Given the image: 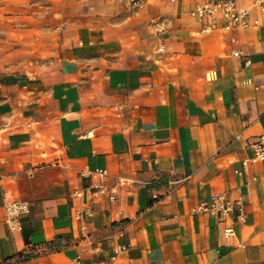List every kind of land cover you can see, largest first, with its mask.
<instances>
[{"label":"crops","instance_id":"obj_1","mask_svg":"<svg viewBox=\"0 0 264 264\" xmlns=\"http://www.w3.org/2000/svg\"><path fill=\"white\" fill-rule=\"evenodd\" d=\"M142 1L0 0V264H264V15L204 31L196 0ZM86 165L133 183L76 219ZM212 193L242 200L231 236Z\"/></svg>","mask_w":264,"mask_h":264},{"label":"built area","instance_id":"obj_2","mask_svg":"<svg viewBox=\"0 0 264 264\" xmlns=\"http://www.w3.org/2000/svg\"><path fill=\"white\" fill-rule=\"evenodd\" d=\"M134 7H141L142 0H131ZM190 15L197 19L202 24L204 31L212 29H233L235 27H249L258 25L262 15H264V0H252L250 5L245 6L239 3L238 0H196L193 8L190 10ZM158 31H165L166 24L161 18L154 21ZM158 51H163V46L158 47ZM234 54H238L237 51ZM254 161L264 160V133L258 136L254 143V154L251 157ZM249 160L242 161L245 165ZM51 163H42L35 166L36 168H44ZM240 170H238V173ZM81 174L92 178L88 185V197L83 210L75 211L74 217L82 219L84 217L90 218L93 215L89 203L97 198L99 195H107L109 200H115L117 189L121 186H130L133 179L128 177L118 176L116 182L111 185L104 183V178L107 176V171L101 167L91 168L88 165L82 168ZM82 191H76L77 195L82 196ZM6 222L11 231L21 229V219L28 213L29 204L25 200L9 198L5 201ZM196 211H202L213 216L216 221L224 222V234L231 236L235 233L234 222L244 220L245 213L242 207V200L240 197L230 199L225 193H212L206 201L200 203L195 208ZM123 246H118L114 249L112 259L118 254Z\"/></svg>","mask_w":264,"mask_h":264},{"label":"trees","instance_id":"obj_3","mask_svg":"<svg viewBox=\"0 0 264 264\" xmlns=\"http://www.w3.org/2000/svg\"><path fill=\"white\" fill-rule=\"evenodd\" d=\"M20 255H22V254H20ZM24 258H27V257H29V254H23L22 255Z\"/></svg>","mask_w":264,"mask_h":264}]
</instances>
